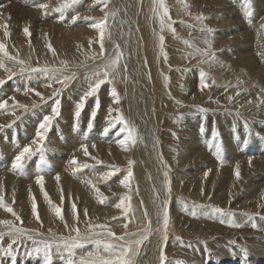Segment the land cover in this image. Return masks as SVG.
<instances>
[{"label":"rangeland","instance_id":"1","mask_svg":"<svg viewBox=\"0 0 264 264\" xmlns=\"http://www.w3.org/2000/svg\"><path fill=\"white\" fill-rule=\"evenodd\" d=\"M140 1L141 0L136 1L138 6L144 4L143 1L141 3ZM222 1L225 2V4L226 3L229 4V6L235 12L234 14H236L239 20H241L240 22L242 24H245L244 25L246 27L245 29H247V31H250V33L254 35L255 39L259 37H264V32H263L264 28L262 29V26H264V0L262 1L260 0L261 3L260 2L258 3L256 0H250V3H249V0H222ZM36 2L47 3L49 5V10L47 12V15H45L44 10H42L40 14V12L34 8L35 6L34 4ZM64 2L65 0H29V1L28 0H22V1L21 0H16V1L7 0V1L0 2V42H3L7 46V51L9 52L10 55L17 56L19 59L24 60L25 67H41V68L49 67V68H54V69H60L62 67L61 62L66 61L67 69L64 71L63 74L71 75L72 72L76 73V78L71 81L68 87L65 88L63 92H61L60 96L58 97L61 101L60 115L54 119V121L56 122H54L55 125L52 124L49 130L51 132L48 131L46 133L47 138L44 142V144L46 145H44L43 153L37 150L34 152V154L31 157L27 158L23 164V167L18 169L20 170L21 173L12 167L14 158L16 155L19 154V152L23 149V147L28 146L29 144H31L34 149L37 148V145L32 144V142L34 139H36V133L38 131V126H39L40 121L43 119L44 115L46 114L48 115V110L50 109V105H53L54 100L57 98V97H52L53 90L50 92V95H49L50 97H52V99H48V101L46 100L42 102L43 104L40 102V107H38L35 110H32V111L23 110L22 112L12 116L13 117L12 120L15 121V123H13V121L11 120L3 127L5 129L3 128L0 129L1 130L0 131V140H1L0 141V173H1V169L4 168V169H7L5 173L8 172V174L11 175V172H12L13 176L22 177L25 179L26 177L23 175V173L26 170L33 169L35 167H37L38 169L41 167L40 169L42 170L43 163H45L46 160H49V158L54 152V149H48V147H52V145H49L50 142L48 139V137L50 138L49 135H51V133L54 134L57 139L59 138V136H69V138H73L72 141L75 142L73 144H75L76 148L79 146L82 148V145H88L91 143L92 144H102V143L104 144V141H106L105 138L107 136L112 137V134L115 131L118 132L120 127L119 125H117L116 128L111 129L113 130L112 132L109 131V133L105 134L104 128L107 127L108 124H103V121L99 123L98 120L102 118L103 120L105 119L104 121L106 120L109 121V119L112 117H109L108 115L109 109H108L107 115L103 113V110L100 104V108L97 112L96 117L94 118V120L91 121L92 127L89 128L90 117H91L92 111L90 110L91 113H88V112H89V107L91 105L94 108V105L97 99H99V102L102 103V97L104 95L108 97L111 96V90L113 87L115 88L119 96V100L121 102V105L118 107L120 110L124 112L123 116L125 120L131 123V117L129 113L130 105H129V99L127 97V84H126V81L128 79V75H127L128 66H127V70L125 71L124 65H126V62H125L126 58L124 57L120 61V65L117 70V74H116L114 82L112 84L106 83L105 85H102L97 97L87 98L85 107L83 108L80 117L78 119L75 118V115H74L75 110H76L75 106L80 101L81 96L88 88V84H89L88 78H92L93 73L96 71H100V72L104 71L103 64L100 61L104 57L99 56L100 40H96L97 35L92 36L90 38V35L88 34L91 31L93 32L96 31V29L91 27V25L93 23L98 22L97 13L99 15V19H102L101 18L102 15H100L99 12H101L104 9L105 5L103 3L99 4L97 0H92V2L89 1L91 5L93 2L96 3V7H93V6L92 7L90 6L91 8L88 7L90 10L95 11L94 16L92 17H91L92 12H90L88 8L81 10L78 7V5L84 2L87 3L88 0L86 1L76 0L75 4H72L70 7L64 9L62 12H56L53 10L56 7L62 5ZM31 3L33 4V7L28 12H26L23 8V5L30 6ZM151 3H152V0H151ZM165 4L167 5L169 9V14H170L172 21H174L172 27L175 29V33L169 30L171 35L173 36L172 37L170 35L169 37L170 38L172 37L173 41L177 40L178 42L177 43L175 41L176 42L175 43L172 40L169 41V45L173 43L175 45L169 50L168 55H167V63L172 65V69H169L165 75L166 78L168 79V82L166 85L167 88H170L171 86H175L176 89H179L182 77L184 80L183 83L188 85L187 84L188 78L190 79L194 75L197 78L196 82L200 83L201 82V77H200L201 71L205 73V78H204L205 82L206 83L212 82L213 85L209 86L207 88L208 90L206 88L203 89L206 92L208 91L207 97L209 98V102L207 103L208 104L207 108L202 107L203 109L207 110L205 113H202L199 111L201 107L190 109V110L189 108H185L189 104L187 100L189 101L192 100L194 95L197 94V92H195L197 88H195L194 85H192L193 91H190L188 90V88H185V87L182 88L185 94L181 95V97L183 98V100H186L187 104L185 103V105H181V103H179L176 106L173 105L174 107L170 105L169 106L170 108L165 104L164 98L162 96V92H156L157 96L155 98L156 99L155 101L157 102L154 104V107L157 111L162 112V113L164 112L165 120H168V123L165 126H163L162 130L159 128L160 130L158 129L157 133L156 131H154L152 135L156 136V138L159 137L165 153L169 156V161L166 164L168 171L173 170V172L176 173V171L180 170V167L182 166L179 161V158H180L179 153L182 148L183 142L185 141L187 137V134H185L187 132H190V134L195 133L198 135V137L203 142L205 141L204 144L202 145L204 147L203 150L205 151L203 152L204 153L207 152L211 158L216 160V163H217V165L215 166L216 174H217L216 179H210L208 177L206 178L205 175H202L199 178V181L201 179L200 184L202 183V186L200 187V189L203 188V190H205L203 196L201 195V191H200L199 195L193 196L192 198H190V196L194 195L195 193L192 190V191L186 192L185 194L180 193L182 195L181 196L182 199H181L177 197V196H180L178 195L179 191L171 187L172 192H171L170 198H172V200L174 198V204L176 203V200L178 199L177 202L181 208L182 214L188 216L190 219L197 220L202 225L211 224L210 221H217V224H222V225L225 224L228 226H231L235 223L239 225L243 224L242 226L236 227V228L233 226V230H231V233L227 237L224 236L225 238L224 237L218 238L217 236L218 234L217 235L199 234V235H195V237H193L192 234H189L184 237H179L180 238L179 241L177 240V238H175L174 241L172 242L170 239H167V241L164 243V246H165L164 250L166 252L165 254L167 257L165 264H197V263L198 264H201V263L202 264H207V263L208 264H260V263H264L263 261L264 260L263 259L264 258V247L260 246L259 248H257V251H256V248L254 246V243L256 242L264 243L263 214H259V215L254 214L252 216L246 215L248 214L247 212L248 208L244 207L243 203L251 202V199L249 198L250 192L248 189L246 190L247 188L246 183L240 189L238 188L240 185L237 187H232L231 182H230L231 180L223 178V175L227 174L234 182V179L236 176L234 172L236 171L237 168L235 167L233 173H230L224 169L226 167L224 163L227 157L225 156V153H223V151L219 149V143L224 137L230 138V139H236V140H240V139H245V140L248 139L250 141L253 140V144H252L253 146L252 145L249 146L251 148L255 147L254 139H258L259 145H260L258 149H261V150L264 149V118H261V116L258 115L257 120H253L250 118H246L243 115L237 116L236 114H226L225 110H222L221 107L223 106L221 104L225 101L224 100L225 98L227 99V102H229V97L232 98V95L235 96V93L232 94V91L234 90L233 87L239 88L240 84L241 86L244 85L247 78L242 77L243 75L237 76L238 74L237 70L230 69V71L228 72V70L223 67V64L221 63L222 61L220 60H219L220 63H207V62L201 63L200 62L204 58L201 57L199 54H197L196 49H204L206 47L204 43L205 38H206V33L201 32V28L210 27L205 23V21L207 20L212 22L214 25L220 24L216 19H214V16H216L215 10L213 8L210 9L209 7L204 8L203 4L197 5L195 3L190 2V0H165ZM18 8H20V11L18 10ZM206 10H208V13L203 14L205 19L203 21H198L196 19V16L202 14L201 13L202 11L206 12ZM248 12L252 13L251 17L247 15ZM86 17H90L91 19H85ZM38 18L41 19V21H38L39 20ZM74 18L76 19L74 20ZM175 19H177L179 25L182 26L181 30L177 28L175 24ZM56 20H58V22ZM80 20L82 21L90 20V21L88 23L87 21L85 23H80L81 22ZM181 21H183V23H181ZM5 24H7L8 26L7 31L9 35L7 37L4 35L5 29L3 25ZM78 26H81V27H78ZM26 27L29 29L31 33L30 38L24 34L23 29ZM260 27L262 29V32L260 30ZM251 29L254 31H251ZM85 30H87V32ZM257 30L259 33L257 32ZM158 31H160V27L158 28ZM125 32H127L126 29H125ZM214 32L215 31L213 29V33ZM213 33L210 37L213 36ZM64 36H65V40H64ZM108 37L109 36H105L104 38V48H105V43L109 40ZM210 37H207V38L210 39ZM210 40L212 43V38ZM259 40L261 39L253 41V43L255 44H252V42H250L251 45H254L255 49L258 48L256 50L257 52L258 50H261V49L263 50V48L261 47L264 46V45H259ZM74 41L76 42V44ZM185 41H187V43H185ZM49 43L52 45V49H54L55 55H53V51L49 50V48L47 47ZM93 56H96L97 58L93 59ZM173 57H176L177 60L184 66H186V63L193 65L192 67H186L184 73L179 75L181 77L178 79L174 78V75L176 74L174 73V71L177 70L178 68L175 62L172 61ZM259 57L260 56L258 55L257 58L259 59ZM260 62H262L261 58H260ZM6 69H9L12 72H15L16 75H13L11 78H9V72L6 71ZM57 75H60V73H57ZM211 75H213V77ZM234 75L236 77H234ZM216 76H220V77H216ZM226 78L230 80V81H227V85L224 83L226 81ZM0 79H4L6 81L2 86H0V102L7 101V105H8V107L4 109V111L3 109L0 110V114L5 113V111H8V112L13 111L14 110L13 105L17 104L16 101H14V103H11V104L8 101L9 96H10L8 93L9 91H16L14 96L17 95L20 97H28V95L30 94L29 92L33 94L34 91H29L26 93L25 91L26 89H34L36 88L37 84L39 86H43L44 84L46 85L50 83L47 77L43 74L30 73V72L20 73L19 66L15 62L10 61L8 59H4V66L0 67ZM171 79H173V81H171ZM217 79L219 80V82H217ZM191 82L192 84H195L193 79H191ZM60 87L61 85L59 84V86L55 89H58ZM212 90H215V91H212ZM178 96L180 97L179 93H178ZM219 100L220 101L222 100L223 102L222 101L220 102ZM171 101L178 102V100L175 97L172 98L170 102ZM67 104H71L72 106L67 107L66 106ZM63 106L65 108H63ZM238 106H241V102L239 101H238ZM227 108L231 109L229 105H227ZM62 109H64L65 112ZM65 109H67L69 112ZM147 109H148V105H147ZM211 110H214V111L217 110V111H215L214 113L213 112L211 113L209 112ZM263 113L264 112L262 111L260 115H262ZM61 116L63 117L61 118ZM151 117H155V115L152 114ZM153 120H156V119L153 118ZM8 125H12V126L9 127ZM27 126L30 128L34 127L35 130L34 128L30 130V128L28 129ZM252 130H253V133L251 132ZM68 132L70 135L68 134ZM117 134H119V132ZM199 134L201 136H199ZM258 134L260 135V138H257L259 137ZM74 138H75V141H74ZM261 138L263 140H261ZM76 141L78 142L76 143ZM83 141H84V144H83ZM207 141H212V143L209 142L207 144ZM21 146H22V149H21ZM75 147L73 146V149H75ZM6 148H10V149H6ZM11 151L13 152V154ZM251 153H250L251 155H249L248 158L259 157L257 155L258 153H253V152ZM260 154H264V152L259 153V155ZM41 155H43V162L41 161ZM67 157H69L70 159V155H68ZM10 159L13 161L11 162ZM131 162H132L131 165H127V163L125 162H121V163L114 162V164H110L107 162L97 163V161L93 162V164L92 163L89 164V165H93V168L91 167L92 169H94V167L96 166H101V167H104L105 169L106 168L105 165H107V167L110 169L107 168L103 172L112 171L117 168L118 171H116L115 175H113L109 180L106 181V183L110 185L115 184V182L117 181L116 178H118L120 174L121 175L127 174L129 167H131V170L133 173V176L130 181L131 190L125 188L121 184H120V187H124V190H122V192L119 188H117V190H113L109 192L105 190H101L100 193L103 195V197L105 196V198L107 197L108 198L110 197V198L109 200L105 199L104 202L101 203L100 202L101 197H99L96 193V195L93 197L95 198L94 208H91L89 204L80 203L79 200H76L68 192L55 194V193L49 192V190L44 186V190L46 191L47 196H48V200H46L44 197V194L41 192V189L40 188L38 189L39 185H36L37 187L36 189L41 192L40 195H39V191H37L36 189H34L33 191L32 185L24 184L25 185L24 186L21 184L22 182H19L20 183L19 184L12 178H9V177L2 178V181L0 180V194H1L0 196L3 197V201L6 199L4 203L12 207L14 211L17 213V215L21 218V220L16 221L15 218L8 212H7L8 216L2 215L0 216L1 218L0 220L11 219V220H14L17 226L25 227L27 230L31 232L33 231L34 239L37 241L38 245L42 249L39 254L35 253L34 245L32 241L28 240L27 238H23L21 243L14 246L16 249L15 255L17 259L15 260V264H36L35 261H32L34 258H39L40 259L39 264H44V248H43L44 242L49 241L53 239L54 237H60V236L67 237L69 235L75 236V232L72 231V229L75 227H78L81 231V234H84L87 232L88 222H91V224L93 225H99V224L107 225L112 231L114 232L116 231L115 233L117 235H123V233H125L126 231L128 232L129 229H132L130 225L133 223L134 221L133 219H135L134 214L140 213L141 220H142V227H145V225L147 224V220L144 218V212L145 210L148 212V207H147L148 197L152 194L154 195V192L151 193V186L148 181V176H146L143 173V167L140 166V164L142 163L140 157L133 158ZM32 163L35 165H33ZM119 166H124L125 169H119ZM10 167L12 171L10 169L8 170V168ZM80 172H79V175L81 174L86 175L87 169H83V171L81 170ZM181 176L183 177L173 178V180H176L177 183L180 185L185 183L188 180V178H190L189 176H187V173L181 174ZM89 177L91 176H88L85 178H89ZM4 180H5L4 182L5 184L3 183ZM87 180L82 182L83 187L90 186L89 183H86ZM9 181L10 183H12L11 184V186H13L12 188L9 185L10 184ZM226 181L228 183H225ZM13 182H14V185H13ZM19 186L23 187L24 191ZM29 186L31 187L32 190L31 189L28 190V188H30ZM222 187L224 188L223 190H222ZM227 187L228 189H226ZM19 190L21 191L19 192ZM236 190H237V193L235 192ZM5 191L6 192L8 191L7 193L10 192L9 193L10 195L8 194L9 196L8 195L6 196L7 193ZM32 191L34 193H32ZM35 192L36 193L38 192V194L36 195ZM105 192H107V194ZM19 193L20 194L23 193V196L20 195ZM82 193L85 196H89L83 191ZM113 194L114 196H111ZM17 195L18 196L20 195L21 198L18 197ZM33 196L35 197V203L37 205L39 220H37L36 216L32 215L33 213H31ZM62 196H63V200L61 198ZM174 196H176V198ZM227 196H229L230 198ZM126 197H131L130 201L125 199ZM16 198L19 199V202L22 201V203L20 202L19 204L18 199ZM223 198H225L224 201H223ZM122 199H125L126 204L130 203L131 205V209L128 213L127 219H125V216L121 209L117 208V210L113 212L107 211V208H109L111 204H113L114 202L115 204H117ZM49 201L51 203H49ZM185 202H187V210H185ZM73 203L76 205L75 215L72 212ZM56 207H60L62 209L63 219L56 216L55 214ZM216 208H221V209H224L225 211L217 212L215 211ZM85 210H87V213H88L87 216L84 215ZM193 212H195V215H192ZM41 214H49V216L46 217L49 220L47 221L42 220ZM77 216H78V219L76 218ZM113 217H116L117 219H113ZM200 219L206 220L208 222H205V221L201 222ZM186 221L187 220L185 219L184 222ZM243 222L244 223L247 222V223L244 224ZM125 223L128 224V228L122 232V229H125L124 228ZM248 223H251V224L248 225ZM253 223L256 225L255 228L252 227ZM65 224H67L68 227H65ZM245 228L250 229L249 231L250 234L248 236H245L244 234V237H247V238L239 239L237 236H235L237 235L238 231L240 230L243 231L242 229L245 230ZM0 229H3V226H0ZM49 229H51V231H49ZM94 230L100 231L99 228L94 229ZM40 232L45 233L46 236L43 238H40V235H37V233H40ZM169 237L170 235L168 234V238ZM247 239H249V241H247ZM180 241H183V243H180ZM10 242H11V238L6 236L3 241H0V247H6L7 244ZM246 242H249V243L251 242V244L247 246ZM171 245L175 249H172ZM95 247L96 246L93 244H86L83 246V248L81 247V248L76 249L75 250L76 258L78 259L81 255L86 254L88 251H93ZM210 247H212L215 252H218V254H215L214 251L213 253H211L212 250H210ZM220 247L222 250L221 252H219ZM242 249H247V253L245 254L242 251ZM60 251H57V249L53 247V249L51 250V257H52L51 264H66L67 253L64 252L63 250H60ZM141 251L142 249L140 250V253ZM254 251L256 252V254H254L255 253ZM138 257H136L135 259L137 260ZM2 263L12 264V259L11 257L4 255L2 252H0V264Z\"/></svg>","mask_w":264,"mask_h":264},{"label":"bare ground","instance_id":"2","mask_svg":"<svg viewBox=\"0 0 264 264\" xmlns=\"http://www.w3.org/2000/svg\"><path fill=\"white\" fill-rule=\"evenodd\" d=\"M3 1H7V0H0V2H3ZM89 1L92 2V0H88L87 3L84 2L80 5H78V7L81 10L86 9L90 6L96 7L95 2H93L91 5V3ZM136 1L137 0H107V6H105L101 12H99V14L102 15V17H101L102 19H99V15L97 13L98 22H99V20L101 21V20L105 19V15L107 13L115 12L114 16L113 15L107 16V26H106L105 36H109L108 37L109 40L105 43V56L101 60H106L107 57H111L115 51V45H117V44L120 46V50L123 52V57L126 58L125 62H126V65L128 66V74H127L128 79L126 78L127 79V81H126L127 97L129 99V105H130V107H129L130 112L129 113H130V117H131V123H132V125H134L135 130H136L135 134H134L136 137V143L134 145H132L131 143H126L124 145H121L119 143V141L125 140L126 133L122 134V133H120V131H118L119 134H117L118 132L115 131L112 134V137L106 135L107 137L105 138L106 141H104V144L103 143L102 144H92V143L88 144L87 148H88L89 155L85 156L83 149L80 146L77 148L75 147V144H73L75 142L72 141L73 138H69V136H59V138L57 139L55 137V135L51 133V135H49L50 138L48 137V139L50 142L49 145H52V147H48V149H54V152L52 151L53 154L51 155L49 160H46V162L43 163L42 170L40 169L41 167L39 169L37 167H35L33 169L26 170L23 173V175L26 177L24 179L22 177L13 176L12 172H11V175L8 174V172L5 173V171L7 169L3 168V169H1L0 180L2 181V178L9 177V178L14 179L18 183L22 182L21 183L22 185H24V184L32 185L33 186L32 188L34 191V189L37 188L36 187V185H37L36 177L38 175L42 174L44 177V186L49 190V192L55 193V194L68 192L76 200H79L80 203L89 204L91 208H94L95 207V205H94L95 198H93V197L96 195V192L93 188V185H95L96 188H99L100 192H101V190H105V191L109 192V191L117 190V188H119L122 192V190H124V187H120V180L124 179V177L127 174H124V175L120 174L118 176V178H116L117 181L115 182V184L110 185V184L106 183V181L101 178L105 172H108V171L103 172L105 169L108 168L107 165H105L106 166L105 169H104V167H101V166H96V167H94V169H92L93 167L92 168L91 167L90 168H81V167L84 164H90V163L93 164V162H96V161L105 162V163L107 162L110 164H114V162H117V163L125 162V163H127V165H130L129 162L132 161L133 158H135V157L139 158L140 157L141 162H142L140 164V166L143 167V173L146 176H148V181H149L150 186H151V193L154 192V195L152 194L148 197L147 207H148V213L150 215L149 219H151L152 224H153V228H155L157 225V212L160 208L161 201L165 199L164 175H163V173L165 171H168V168H165L164 164H167L169 161V156L165 153L159 137L156 138V136L152 135L154 131H156V133H157L159 128L162 130L163 126H165L168 123V120H165L164 112L163 113L159 112L154 107V104L157 102V101H155L156 100L155 98L157 96L156 92H162V96L164 98L165 104L168 107L170 105L176 106L179 103H181V105H185L186 100H183V98L181 97V95L185 94V92L182 90V88L185 87V88H188V90L193 91L192 85H194L195 88H197L195 90V92H197V94H195L194 97L192 98L193 101L187 100V102L189 104L185 108H189V110L195 109V108H200V107L201 108L202 107L207 108V105H208L207 103L209 102V98L207 97L208 91L206 92V91L200 89V83L196 82L197 78L195 75L193 77H191L190 79L188 78V83H187L188 85L183 83L184 80L182 77L179 89H176L175 86H171V85H170L171 86L170 88H167L166 85H167L168 79L166 78L165 75L169 69H172V65L167 63V60H165V58H164V54H162L160 51L158 36L164 35V37H165L164 52L167 55H168L169 50L175 45L174 43L169 45V41L172 40L173 36L171 35L169 29H167V26L165 27L163 32H161V30L158 31V28L160 27V23H159V19L157 18L156 14L153 12V4L151 3V0H141L140 3L143 1L144 4L139 5V6L136 3ZM256 1L258 3L259 2L261 3L262 0L261 1L256 0ZM190 2L195 3L197 5L203 4L204 8L209 7L210 9L213 8L215 10L216 16H214V19H216L220 24L214 25L212 22H210L208 20L205 21V23L208 26H210L209 28L214 29V31H215L213 33V36L210 37V39L212 38V48H213V50L216 51L218 59L220 61H222L221 63L223 64V67L226 68L228 70V72L230 71V69L237 70V72H238L237 76L243 75L242 77L247 78L244 85L241 86V84H240L239 88L233 87L234 90L232 91V94L235 93V96L232 95V98L229 99V102H227L226 98L224 99L225 100L224 102L221 100L223 102L221 104L223 106V107H221L222 110H225L226 114H236L237 112H239L240 115H243L246 118H250L253 120H257L258 115L261 116V118H264V113L262 115H260V113L262 111L264 112V104L260 103L261 98L264 99V92H261V89L264 88V61L262 60V62H260V57H259V59L257 58L258 52L256 50L258 48L255 49L254 45L250 44V42H252V44H255V43H253V41L261 39V40H259V45H264V37H259V38L255 39L254 35L251 34L250 31H247V29H245L246 28L244 26L245 24H242L240 22L241 20H239L238 16L236 14H234L235 12L229 6V4L226 3L227 4L226 5L225 2H223L222 0H190ZM37 4H39V3L36 2L34 4L35 5L34 8L37 11H39L41 14L42 9L36 7ZM99 4H101V3H99ZM151 6H152V8H151ZM32 7H33L32 3L30 6H24L23 5V8L26 12H28ZM18 10L20 11V8H18ZM90 12H92L91 17L94 16L95 11L90 10ZM201 13L207 14L208 10H206V12L202 11ZM38 21H41V19H39ZM56 21L58 22V20H56ZM80 21H81L80 23H85L87 20L86 21L80 20ZM89 21L90 20H88L87 23ZM175 24L179 30L182 29V26L179 25L177 19H175ZM87 25H89V24H87ZM78 27H81V26H78ZM125 29L128 32V34H127V32H125ZM262 29L260 27L261 32H262ZM85 31L87 32V30H85ZM85 31H84V33H85ZM176 31H177V29H176ZM185 31H186V29H185ZM251 31H254V30L251 29ZM257 32H258V30H257ZM85 35H87V34H85ZM88 35H90V38L92 36L97 35L96 40H100V35H99L98 30H96L94 32L91 31V32H89ZM170 35L172 36L171 38L169 37ZM64 40H65V36H64ZM175 41L177 42V40H175ZM175 41H173V42H175ZM75 44H76V42H75ZM263 50H264V48H263ZM145 61H147V64H145ZM172 61L175 62L176 66L178 68L177 70L174 71V73H176L174 75L175 79L176 78L178 79L181 77L179 75L184 73L186 67H192L193 66V65L188 64V63H186V66L182 65L177 60L176 57H173ZM147 72H148V74H147ZM187 73H188V71H187ZM229 74H228V76H229ZM188 75H189V73H188ZM211 76L213 77V75H211ZM216 77H220V76H216ZM234 77H236V76L234 75ZM214 78H215V76H214ZM191 79H193L195 84H192ZM171 81H173V79H171ZM227 81H230V80L228 78H226V81L224 82L226 85H227ZM217 82H219L218 79H217ZM207 84L209 86L213 85L212 82L207 83ZM218 84H220V83H218ZM44 85L39 86L37 84L36 88H34L35 91L33 92V94H31V92H29L30 94L28 95V97H20L17 95L14 96L16 91H9L8 90L9 91L8 93L10 95L8 101L10 102V104L14 103V101H16L17 104L27 105L29 108H31V105L35 102H36V104L39 103V105H40V102L42 103L41 97L37 96L35 94V92L41 93V95L45 98V101L46 100L48 101V97H50L49 96L50 92L59 86V84H57V83H52L51 88L46 87L47 84L45 86ZM154 90H155V92H154ZM257 90H258V92H257ZM5 91H7V90H5ZM212 91H215V90H212ZM178 93L180 94V97L178 96ZM237 93H239V95H237ZM143 95H144V97H143ZM107 97L108 96L104 95L102 97V103H100L101 108L103 110V113L106 115H107L108 109L110 107L116 108V107L121 105L120 100H119V104L117 105L115 103L114 97H112V96H109L108 98ZM174 97L178 100V102H173V101L170 102V100H172V98H174ZM238 101L241 102V106H238ZM146 103L148 105V109H147ZM163 104H164V102H163ZM14 105H13V109H14L13 111H11V110H10L11 112L5 111V113L0 114V125L5 126L8 122H10L13 119L12 116H14V115H16V114H18L24 110V108L15 107ZM227 105H229L231 109H228ZM52 106L53 105H50V109L48 110V115L51 114ZM66 106L71 107L72 105L67 104ZM63 108H65V107L63 106ZM166 108H164V109H166ZM67 109H65V110H67ZM8 110H9V108H8ZM62 110L64 111V109H62ZM69 110H70V108H69ZM90 110L93 111L92 105L89 107L88 113H91ZM160 110H162V109H160ZM3 111H4V109H3ZM215 111H217V110H215ZM215 111L211 110L209 112L214 113ZM120 112L122 114L124 113L122 110H120ZM13 113H14V115H13ZM67 114H69V113H67ZM152 114H154L155 117H151ZM115 115H116V113L113 112L112 116H115ZM62 117L63 116H61V118ZM109 117H111V116L109 115ZM153 118H155L156 120H153ZM104 120L102 118H100L98 120V122L100 123L103 121V124H108V120H106V121H104ZM54 122H56V121H53V124H54ZM65 125H66V123H65ZM119 127H123V125H119ZM29 128L30 127H28V129ZM33 128L34 127L30 128V130ZM3 129H5V128H3ZM34 130H35V128H34ZM164 130H166V129H164ZM75 131H76V129H75ZM112 131L113 130H110V132H112ZM261 131H260V133H261ZM49 132H51V131H49ZM251 132L253 133V130ZM58 133H60V132H58ZM68 134H69V132H68ZM185 134H187V137H186L185 141L183 142L182 148H181L180 153H179V157H180L179 161H180V164L182 166L180 167V170L176 171V173H174L173 170L168 171V175H169V179L171 182V187H173L179 191L178 195H180V196H177V197L181 198L182 195L180 193L185 194L186 192L193 190L195 193H194V195L190 196V198H192L193 196L199 195V193L201 191L200 187L202 186V183L200 184L201 179L199 181V178L202 175H205V173L207 172L208 174H207V176H205L206 178L207 177L210 179H216L217 178L216 168H215L217 163H216V160L211 158L207 152L204 153L205 151L203 150L204 147L202 145L204 144L205 141L203 142L198 137V135L195 133L190 134V132H187ZM46 136H47V134H46ZM199 136H201V135L199 134ZM244 136H246V135H244ZM9 138H10V136H9ZM257 138H260V135ZM85 139H83V140H85ZM261 140H263V139L261 138ZM74 141H75V138H74ZM77 142L78 141H76V143ZM209 142L212 143V141H207V144ZM254 142H255L254 143L255 147L251 148L249 146H251L253 144V140L252 141H250L248 139L247 140H245V139L236 140V139H230V138L224 137L221 140V142L219 143V149L222 150L223 153H225V156L227 157L226 161L224 163L226 166L224 169L230 173H233L234 169L236 167V168H239V173H240L239 179H237V177L235 176L234 182L232 181V179L227 174L223 175V178L231 180L230 182H231L232 187H237L240 185L238 187L240 189L246 183V187H247L246 190L248 189L250 192L249 193L247 191L249 193V196H250L249 198L251 199V202L250 203H243V206L248 208V210H247L248 213H252V214H256V215L263 214V217H264V198H262V197H264V154L259 155V153L264 152V149H262V150L258 149V147L260 146L258 139H254ZM28 143H26V144H28ZM83 144H84V141H83ZM29 145H31V144H29ZM44 145H46V144H44ZM73 146L75 147V149H73ZM10 148H6V149H10ZM206 148H208V147H206ZM206 148H205V150H206ZM21 149H22V146H21ZM16 151H18V150H16ZM251 152L258 153L257 155L259 157L248 158V156L252 154ZM63 153H64V155H63ZM12 154H13V152H12ZM47 154H49V153H47ZM68 155H70V159H69V157H67ZM4 157H5V155H4ZM47 157H46V159H47ZM92 157H95V159H92ZM161 157L163 159L164 164H162V162H161ZM73 158H75V160L77 161V164H75V165L71 163ZM12 161L13 160H11V162ZM33 165H35V164H33ZM5 166H6V164H5ZM102 166H104V165H102ZM109 167H111V166H109ZM9 169L11 170V167L8 168V170ZM14 169H16V168H14ZM83 169H87V174L86 175H82V174L79 175V172L81 170L83 171ZM108 169H110V168H108ZM119 169H125V168H124V166H119ZM16 170L18 172H20V170H18V169H16ZM2 172H4V173H2ZM186 173H187V176H189L190 178H188V180L185 183H183L182 185L178 184L176 180H173L174 177H183V176H181V174H186ZM234 173H236V171ZM57 175H59V178H60L59 182L56 180ZM20 176H21V174H20ZM88 176H91V177L85 178ZM83 178H85V179H83ZM87 179L91 180L92 184H90V186H88V187H83L82 182L87 180ZM219 179H221V178H219ZM4 182H5V180L3 181V183ZM16 182H15V184H16ZM9 183H10V181H9ZM225 183H228V182L226 181ZM11 184L12 183H10L9 185L11 186ZM6 185H8V184H6ZM13 185H14V182H13ZM12 187L13 186H11V188ZM19 187H21V186H19ZM21 188L23 189V187H21ZM21 188H19V189H21ZM39 188H40V186L38 187V189ZM29 189H31V187L28 188V190ZM223 189L224 188L222 187V190ZM226 189H228V187ZM20 191L21 190H19V192ZM23 191H24V189H23ZM33 191H32V193H34ZM37 191H39V190H37ZM82 191L89 196H85L82 193ZM107 192H105V193L107 194ZM235 192L237 193V190ZM9 193H7L6 196ZM23 193H21V194L19 193V194L23 196ZM32 193H30V194H32ZM40 193L41 192L39 191V195H40ZM37 194H38V192L36 193V195ZM175 194H177V193H175ZM20 195L19 196L17 195V196L20 197ZM111 196H114V194ZM157 197H159V199H157ZM174 197L176 198V196H174ZM227 197H229V196H227ZM9 198H11V197H9ZM109 198L107 197L106 199L109 200ZM16 199H18V198H16ZM113 199H115V198H113ZM167 199H168L167 207L169 210L168 234L170 235V237L168 239H170L171 242L174 241L175 238L184 237V236L189 235V234H192L193 237H195V235H199V234H211V235H217L218 234L217 235L218 238L224 237V236L227 237L231 233V230H233V226H228L225 224L224 225L217 224V221H210L211 224L202 225L197 220L190 219L188 216L182 214L181 208L177 202L178 199L176 200L175 204H174V198L172 200V198H170V196H169V197H167ZM224 199L225 198H223V201H224ZM20 202L22 203V201H20ZM20 202L18 199L19 204H20ZM115 205H116L115 202L113 204H111V206L109 208H107V211H111V212L116 211L117 208L115 207ZM261 212H263V213H261ZM0 214H1L0 216H2V215L8 216V213L3 208H0ZM41 215H42L41 216L42 220H44V221L49 220L48 218H46L47 216H49V214H41ZM134 217H135V219H133L134 221L132 220L133 223L130 225V227H132V229H129L128 232H138L144 228V227H142L141 214L135 213ZM185 219L187 220L186 222H184ZM200 220H201V222H204V221L208 222L206 220H202V219H200ZM160 222L162 224V214L160 216ZM239 222H241V221H239ZM246 223L247 222H245L244 224H246ZM249 224H251V223H248V225ZM263 224H264V220H263ZM242 225L243 224H241L240 226H242ZM0 230H3V229H0ZM124 230H126V229H122V232ZM242 230L243 231H241V230L238 231L237 235H235L239 239L240 238H247V237H244V234H245V236H248L250 234L249 233L250 229L245 228V230L244 229H242ZM34 232H36V231H34ZM32 233H33V231H32ZM40 234H41L40 238H43L46 236L45 233H43V232H40ZM263 234H264V229H263ZM159 239H160V234L153 231V233L149 236V239L147 241H145L144 245H142V248H141L142 251L136 260L137 264H159V259H158V256H159L158 241H159ZM249 239H247V241H249ZM251 239H252V237H251ZM218 242H217V244H218ZM249 244H251V242L250 243L246 242L247 246ZM263 244L264 243H262V242L254 243L256 251H257V248H259L260 246L264 247ZM252 246H253V244H252ZM171 248L175 249L172 245H171ZM252 248H250V249H252ZM210 250H212L211 253H213L214 250L212 247H210ZM221 251L222 250L220 247L219 252H221ZM60 252H62V251H60ZM252 252H253V250H252ZM215 254H218V252H215ZM254 254H256V252ZM252 257H254V256H252ZM224 258H225V256H224ZM225 260H226V258H225ZM6 261H8V260H6ZM32 261H35L36 264L40 263L39 258H34ZM247 262H248V260H247ZM260 264H264V263H260Z\"/></svg>","mask_w":264,"mask_h":264},{"label":"snow or ice","instance_id":"3","mask_svg":"<svg viewBox=\"0 0 264 264\" xmlns=\"http://www.w3.org/2000/svg\"><path fill=\"white\" fill-rule=\"evenodd\" d=\"M98 3H103L105 6H107V0H97ZM76 0H65V2L53 9L56 12H62L64 9L70 7L72 4H75ZM153 3V12L156 14L157 18L159 19L160 23V30L161 32L164 31L165 27L175 33V29L172 27L174 21H172L169 9L167 5L165 4V0H152ZM250 3V0H249ZM36 7L42 9L45 11V15H47V12L49 10V5L47 3H39L36 5ZM187 7V6H186ZM108 15H115V12L107 13L105 15V19L101 20L99 22L93 23L91 27L98 30L100 35V57L105 56V48H104V38H105V32H106V26H107V16ZM247 15L251 17L252 13L248 12ZM76 18H74L75 20ZM85 19H91L90 17H86ZM196 19L198 21H203L205 17L203 14H200L196 16ZM183 23V21H181ZM5 31L4 35L7 37L9 35L7 31V24L3 25ZM264 28V26H262ZM24 34L30 38L31 33L29 29L26 27L23 29ZM201 32L206 33L205 38V45L206 47L204 49H196L197 54H199L202 59L201 63H220L217 53L212 48L211 40L207 37H210L213 33V29L211 28H201ZM158 41L160 45V51L162 54H164L165 60H167V54L164 52V42L165 37L164 35L158 36ZM187 43V41H185ZM49 50L53 51V55H55L54 49H52V45L49 43L47 45ZM264 48V46H262ZM258 55L262 60H264V50H258ZM96 56H93V59H96ZM123 58V52L120 50V46L117 44L115 45V51L111 57H107L106 60H101V63L103 64L104 71H96L93 73L92 78L89 79V84L87 90L83 93V95L80 98V101L76 104V110H75V118H79L81 115V112L83 108L85 107V103L87 98L89 97H97L98 93L102 87V85L112 84L115 80L117 70L120 65V61ZM4 59H8L10 61L15 62L20 69V73L24 72H30V73H40L47 77V79L50 81L46 85V87L51 88L52 83L60 84L61 87L58 89H53L52 97H57L54 100V104L51 108V114L50 115H44L43 119L40 121L38 126V131L36 133V139L33 140V144L37 145V148L34 149L32 145H28L23 147V149L19 152L18 155L15 156L14 162L12 167L16 169H20L23 167V164L25 160L29 157H31L35 151H40L43 153L44 150V142L46 140V133L50 130L53 121L56 117L60 115V106L61 101L58 98L61 94V92L68 87V85L71 83L72 80L76 78V73L72 72L71 75H64V71L67 69V62L62 61V67L60 69H54L49 67H25V61L19 59L17 56L10 55L7 51V46L0 42V67L4 66ZM145 64H147V61H145ZM124 70H127V65H124ZM6 71L9 72V78H11L13 75H16L15 72H12L9 69H6ZM57 73H60V75H57ZM201 82H200V89L203 90L204 88H207L209 85L205 82V73L203 71L200 72ZM6 81L4 79H0V86H2ZM26 93L29 91H35L34 89H26ZM261 92H264V88L261 89ZM37 96L41 97V101L44 102L45 98L41 95L39 92H35ZM239 95V93H237ZM111 96L115 98V103L119 104V96L113 87L111 90ZM52 97H49L48 99H52ZM231 99V97H229ZM251 103V102H250ZM260 103L264 104V99H261ZM7 101L0 102V110L7 108ZM15 107H22L25 111H32L34 109H37L40 107V105L33 103L31 105V108H29L27 105H19L15 104ZM100 108V102L99 99L96 100V103L94 105L93 111L91 113L90 117V123L89 128L92 127L91 121L94 120V118L97 115V112ZM200 112L205 113L206 109H199ZM115 112L116 115L112 116V113ZM34 114V113H33ZM14 115V113H13ZM109 115L112 117L108 121V126L104 128L105 134H107L111 129L116 128L117 125H123V127H120L119 131L122 134L126 133L125 140L119 141L121 145H124L126 143H131L134 145L136 143V137H135V127L134 125H131L130 122L126 121L123 114L120 112L119 107L116 108H109ZM237 116L240 115L239 112L236 113ZM19 119V117H18ZM15 123V121H13ZM11 127L12 125H8ZM4 126L0 125V129H2ZM203 130V129H202ZM82 149L85 156L89 155L87 145H82ZM92 159H95V157H92ZM41 161L43 162V155H41ZM161 162L164 164L163 159L161 157ZM72 164H77V161L75 158L71 161ZM97 163H101L100 161H97ZM129 164L131 165L132 162L130 161ZM79 167V166H78ZM83 168L93 167V165L84 164L82 166ZM164 167L167 168V165L164 164ZM116 171L118 169H114L112 171L105 172L103 176L101 177L103 180L107 181L109 180L113 175H115ZM207 172L205 173V176H207ZM236 177L239 179L240 173L239 168L236 169ZM164 175V191H165V199L161 201L160 208L157 212V225L155 228H153V224L151 219H149V213L145 210L144 212V218L147 220V224L143 229H141L138 232H125L123 235H116L114 231H112L107 225L99 224V225H93L91 222H88L87 225V232L84 234H81V231L78 227H75L72 229V231L75 232V236L69 235L67 237L60 236V237H54L53 239L46 241L43 243L44 248V264H51V250L53 247L57 249V251L63 250L67 253V259L66 264H137L136 257L140 255L141 246L145 244V241L149 239V236L153 233V231L160 234V239L158 241L159 245V264H165V261L167 259L165 250H164V243L168 239V227H169V210H168V199L171 195V182L169 179L168 171H165L163 173ZM133 176L131 167H129V170L127 172V175L124 177V179L120 180V184L123 185L125 188L131 190L130 187V181ZM59 175H57L56 180L59 182ZM36 183L40 186L41 192L44 194V197L46 200H48V196L46 191L44 190V177L43 175H38L36 177ZM86 183L92 184L91 180L86 181ZM93 188L97 195L101 197L100 202L103 203L106 199L103 197V195L100 193L99 188H96L95 185H93ZM201 195H204V190L201 188ZM231 195V194H230ZM63 200V196L61 197ZM264 198V197H262ZM128 201H130L131 197H126ZM125 199H122L119 203L115 205L116 208L121 209L125 219L128 218V213L131 209L130 203H125ZM159 199V197H157ZM33 203H32V213L34 216H36L37 220H39V215L37 211V205L35 203V197H32ZM49 203H51L49 201ZM0 208H3L6 212L10 213L16 221H20L21 218L17 215V213L14 211V209L7 204L4 203L3 197L0 196ZM185 210H187V202H185ZM215 211L217 212H223L224 209L216 208ZM72 212L75 215L76 213V205L72 204ZM55 214L57 217L63 219L62 216V209L60 207L55 208ZM162 214V224L160 222V216ZM231 214V213H229ZM84 215L87 216V210H85ZM192 215H195V212L192 213ZM246 215H254L251 213H248ZM78 219V216L76 217ZM113 219H117L116 217H113ZM0 226H3V230H0V241H3L4 238L10 237L11 242L7 244L6 247H0V252H2L4 255H7L11 257L12 264H15L16 260V249L15 245L21 243L23 238H27L28 240L32 241L34 245V251L35 253L39 254L41 251L40 246L38 245L37 241L34 239L33 233L24 227L17 226V224L14 222V220L11 219H2L0 220ZM231 226L234 227H240L239 224H233ZM65 227H68L67 224H65ZM252 227L255 228L256 225L253 223ZM99 228L100 231H95L94 229ZM124 228H128V224H124ZM51 231V229H49ZM37 235H41L40 233H37ZM179 237L177 240L179 241ZM180 243H183V241H180ZM86 244H93L95 245V249L93 251H88L86 254L81 255L78 259L75 256V250L78 248L83 247ZM242 251L246 254L247 249H242Z\"/></svg>","mask_w":264,"mask_h":264}]
</instances>
